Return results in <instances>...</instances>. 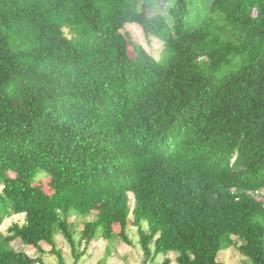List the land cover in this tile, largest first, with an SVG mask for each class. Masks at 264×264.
I'll use <instances>...</instances> for the list:
<instances>
[{"label":"trees","instance_id":"trees-1","mask_svg":"<svg viewBox=\"0 0 264 264\" xmlns=\"http://www.w3.org/2000/svg\"><path fill=\"white\" fill-rule=\"evenodd\" d=\"M192 2L0 0V226L23 216L0 264H44L42 242L62 264L56 234L77 261L70 217L83 251L111 224L130 246V225L142 264H221L233 245L264 264V0H207L188 26Z\"/></svg>","mask_w":264,"mask_h":264},{"label":"rangeland","instance_id":"rangeland-1","mask_svg":"<svg viewBox=\"0 0 264 264\" xmlns=\"http://www.w3.org/2000/svg\"><path fill=\"white\" fill-rule=\"evenodd\" d=\"M192 4L190 8H193L197 11L196 16H190L187 18L188 26H196L201 19V15L205 10V6L207 0H192ZM172 2V0H154V6L162 11L164 15V8L167 7ZM167 4V5H166ZM153 19L155 21L160 22L161 18L158 12H154L152 14ZM125 31L129 33L132 41L139 43L142 45L146 51L151 53L153 56L158 57L162 50V43L160 40L153 37H146L141 32V29L138 25H127L125 27ZM130 54H132L131 48L129 49ZM42 188L47 191H51L53 187H55L54 183L50 181L49 178L41 175L36 182ZM262 197H264V191L262 192ZM132 205V204H131ZM68 221L73 224L75 228V236L74 239L76 241L75 250L78 253H82L77 261H75L71 252L69 251V246L64 242L62 236L60 234H56L54 236L55 248L57 251L61 253L62 256V264H142L141 263V252L139 246L137 244V234L136 229L132 226H128L127 235L131 241V245L125 244L121 241L117 235L118 228L117 225L111 224L110 232L111 239L106 241L104 239H99L93 243H91L85 251H83L84 244L81 243L78 245L77 241L79 240V231L82 224V219L77 217H70ZM12 223H23V216L16 215L10 219L5 220L0 226V232L2 234H6L7 228ZM236 242V245L240 244V241L236 238H233ZM12 246L16 250H23L27 255L35 257L38 256V253L34 251V249L23 246L18 241H13ZM41 249L44 251V254L41 256L44 264H60V261L53 252H50V247L45 243H40ZM176 256V252L171 250L169 253L163 255H159L156 258V261L159 262L163 260L165 257L170 259V264H177L174 260ZM217 261L221 264H250V262L242 257L239 252L236 250L235 246H226L222 249L218 256Z\"/></svg>","mask_w":264,"mask_h":264}]
</instances>
